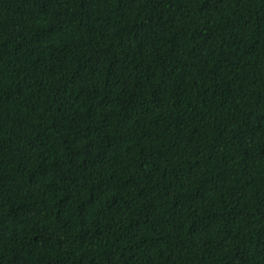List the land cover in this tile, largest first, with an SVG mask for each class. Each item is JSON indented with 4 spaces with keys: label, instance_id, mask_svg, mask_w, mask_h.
Here are the masks:
<instances>
[{
    "label": "trees",
    "instance_id": "obj_1",
    "mask_svg": "<svg viewBox=\"0 0 264 264\" xmlns=\"http://www.w3.org/2000/svg\"><path fill=\"white\" fill-rule=\"evenodd\" d=\"M0 264H264V0H0Z\"/></svg>",
    "mask_w": 264,
    "mask_h": 264
}]
</instances>
